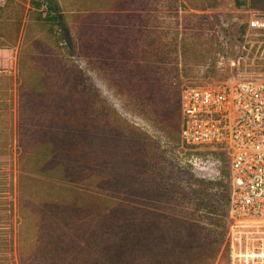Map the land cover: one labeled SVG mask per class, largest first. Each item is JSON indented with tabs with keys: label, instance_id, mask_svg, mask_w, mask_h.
<instances>
[{
	"label": "rangeland",
	"instance_id": "1",
	"mask_svg": "<svg viewBox=\"0 0 264 264\" xmlns=\"http://www.w3.org/2000/svg\"><path fill=\"white\" fill-rule=\"evenodd\" d=\"M55 1L60 25L0 0V264H198L219 243L214 264H261L264 222L231 215L228 163L179 126L185 86L236 73L250 9Z\"/></svg>",
	"mask_w": 264,
	"mask_h": 264
},
{
	"label": "built area",
	"instance_id": "2",
	"mask_svg": "<svg viewBox=\"0 0 264 264\" xmlns=\"http://www.w3.org/2000/svg\"><path fill=\"white\" fill-rule=\"evenodd\" d=\"M241 38L229 60L236 73L182 89L180 138L196 150L224 152L231 215L264 222V10H249Z\"/></svg>",
	"mask_w": 264,
	"mask_h": 264
},
{
	"label": "trees",
	"instance_id": "3",
	"mask_svg": "<svg viewBox=\"0 0 264 264\" xmlns=\"http://www.w3.org/2000/svg\"><path fill=\"white\" fill-rule=\"evenodd\" d=\"M234 2L236 6H246L250 10H264V0H234ZM30 3L33 9L38 10L36 13V17H37L36 19L38 21L49 23L50 25H60V21H59L60 6L55 0H31ZM62 27L63 25L61 26V28ZM244 27H245V21L234 22L233 29H234V37L236 41H240L242 39L241 35L244 31ZM0 38H2V40H0L1 46H5V44L9 42V40H5L3 38L1 32H0ZM179 126L181 127V122ZM217 154L220 156V158H223L228 163L227 157L224 152H218ZM229 179H230V171H229ZM34 201H37L36 197ZM220 245H221L220 243L217 245L216 250L213 251V255L210 259L201 258L198 260V264H214V261L216 260L217 257V252L221 247Z\"/></svg>",
	"mask_w": 264,
	"mask_h": 264
},
{
	"label": "flooded vegetation",
	"instance_id": "4",
	"mask_svg": "<svg viewBox=\"0 0 264 264\" xmlns=\"http://www.w3.org/2000/svg\"><path fill=\"white\" fill-rule=\"evenodd\" d=\"M5 161H9V160L0 158V167H1V164L4 163ZM9 195H10L9 192L1 191L0 189V233H4L1 231L7 228L6 225L10 221L11 210L7 208L9 207V204H8V201L10 198Z\"/></svg>",
	"mask_w": 264,
	"mask_h": 264
},
{
	"label": "crops",
	"instance_id": "5",
	"mask_svg": "<svg viewBox=\"0 0 264 264\" xmlns=\"http://www.w3.org/2000/svg\"><path fill=\"white\" fill-rule=\"evenodd\" d=\"M5 61H6V63L8 62V60H7V59H6Z\"/></svg>",
	"mask_w": 264,
	"mask_h": 264
}]
</instances>
